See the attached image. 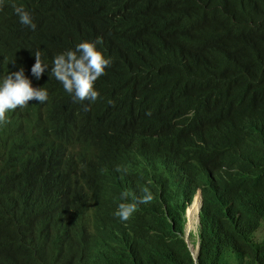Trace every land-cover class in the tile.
Returning a JSON list of instances; mask_svg holds the SVG:
<instances>
[{
	"label": "trees",
	"instance_id": "16d2710c",
	"mask_svg": "<svg viewBox=\"0 0 264 264\" xmlns=\"http://www.w3.org/2000/svg\"><path fill=\"white\" fill-rule=\"evenodd\" d=\"M97 38L112 64L95 84L99 99L74 102L51 76L53 59ZM38 50L49 66L39 80ZM236 62L246 64L242 79L223 77ZM21 67L49 99L0 125V264H223L227 248L264 264V236L255 237L264 227V0H4L0 81ZM148 126L168 133L163 148ZM211 164L228 169L229 188L199 231V262L175 197L176 228L151 202L129 226L115 220L121 203L145 189L154 198L174 179L183 187Z\"/></svg>",
	"mask_w": 264,
	"mask_h": 264
},
{
	"label": "clouds",
	"instance_id": "9594fccd",
	"mask_svg": "<svg viewBox=\"0 0 264 264\" xmlns=\"http://www.w3.org/2000/svg\"><path fill=\"white\" fill-rule=\"evenodd\" d=\"M3 7L4 0H0V10ZM13 7L19 17L20 23L35 31L37 25L33 22L30 13L23 6L17 7L14 5ZM100 43H102L101 38H97L95 42L79 43L75 50H69L63 54H59L53 59L51 76L55 77L63 85L64 90L72 95L74 102H95L100 97V93L96 90L95 84L100 77L106 74V68L112 64V57L106 53ZM34 56L35 64L31 68V74L39 80L44 74L45 69L49 66L42 60L39 50L34 53ZM120 56V54H115V59L118 60ZM48 99L49 94L47 90L45 88H34L31 81L25 76L22 67L19 71L7 73L2 81H0V125L10 123L7 113L15 111L17 108L23 109L28 107L30 101H37L39 104H44ZM227 172L228 169L225 166L214 164L210 169L200 172L196 177L184 178L186 185L183 187L176 179L171 180L167 186L158 187L155 191L154 198L145 189L142 197L137 198L133 202L121 203L115 215L121 221H128L137 211L139 204L151 202L160 206L158 214L162 221L169 227L176 228V205L173 201L175 197V201L181 208L182 223H180V227L185 228L186 241L188 242L190 236L188 222L190 209L194 206L197 199L201 198L199 211H203V226L199 228L200 231L204 227L206 216L211 212V210H208L211 202L214 199H221L223 189L229 188ZM195 185L198 186L195 191L179 197L181 190L191 188ZM127 196V193H123L122 199H127ZM168 196H170L171 201H169ZM262 229L255 235L259 241L263 239V237L261 239L257 237ZM199 231L196 233L198 237Z\"/></svg>",
	"mask_w": 264,
	"mask_h": 264
},
{
	"label": "rangeland",
	"instance_id": "374dc122",
	"mask_svg": "<svg viewBox=\"0 0 264 264\" xmlns=\"http://www.w3.org/2000/svg\"><path fill=\"white\" fill-rule=\"evenodd\" d=\"M245 72H246V64H244L243 62H236V63H234L233 66H231V69L229 71H226L223 74V77L242 79ZM220 85H221L220 82H218V81L216 82V80L209 84V86L212 87V89H214L215 91L219 90ZM146 134L150 139H152L153 141H155L156 143L159 144L160 149L164 147L165 142L168 140V133L164 129H160V128H157L154 126H148L146 128ZM124 147H127V145H124ZM212 165L213 164L207 165V166H201L200 172H203L205 170L210 169L212 167ZM207 187H209V185H207ZM197 188H198V186L195 185L191 188L181 190L179 192V197H181V195H183V194L192 193ZM106 194L107 193L105 191H103L101 194L98 195V198L100 199V204H102L107 199ZM221 201H222L221 199H214L211 202V204L209 205L208 210H211V211L215 210L218 206H220ZM117 210H118V208H116L114 211L115 220H117L119 223H121L125 226H129L130 219L128 221H121L115 215ZM241 216L247 217L248 214L243 213V214H241ZM188 222H189V226H190V214L188 215ZM202 226H203V211H198L194 215L193 228L190 230V236H189V240L187 242L188 247H189L194 259L196 260V262H199L201 249H202L201 241L199 240V237L196 235V233L199 231V228H201ZM187 229H188V226H187ZM120 234L122 237L125 238V234L123 232ZM263 236H264V227L261 230V232L257 235V237L259 239H261ZM107 239L108 238H106L104 241H106ZM103 255H108V254L103 253ZM80 260H81V258L77 261V264L81 263ZM238 262L239 263L241 262L242 264H246V261L242 257H240L236 252H234V250L232 248H227L226 253H225V257H224V260L222 263L223 264L224 263L225 264H238Z\"/></svg>",
	"mask_w": 264,
	"mask_h": 264
},
{
	"label": "bare ground",
	"instance_id": "6f19581e",
	"mask_svg": "<svg viewBox=\"0 0 264 264\" xmlns=\"http://www.w3.org/2000/svg\"><path fill=\"white\" fill-rule=\"evenodd\" d=\"M197 201H201V198H198ZM193 207H194V206H193ZM193 207H192V208H193ZM192 208H191V209H192ZM191 209H190V210H191ZM189 212H190V211H189ZM189 230H191V227H190V226H189Z\"/></svg>",
	"mask_w": 264,
	"mask_h": 264
}]
</instances>
